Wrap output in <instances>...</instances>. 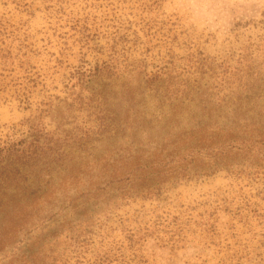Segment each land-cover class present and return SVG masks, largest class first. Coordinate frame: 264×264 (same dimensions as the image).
<instances>
[{
  "label": "rangeland",
  "instance_id": "1",
  "mask_svg": "<svg viewBox=\"0 0 264 264\" xmlns=\"http://www.w3.org/2000/svg\"><path fill=\"white\" fill-rule=\"evenodd\" d=\"M247 72L261 75L252 108H264V0H0V150L39 140L42 151L66 137L94 144L110 117L92 101L98 88L140 86L152 113L170 75L171 88L199 86L218 108L238 100ZM211 173L118 198L91 230H62L61 264H264L263 169ZM54 223L9 253L64 222Z\"/></svg>",
  "mask_w": 264,
  "mask_h": 264
},
{
  "label": "trees",
  "instance_id": "2",
  "mask_svg": "<svg viewBox=\"0 0 264 264\" xmlns=\"http://www.w3.org/2000/svg\"><path fill=\"white\" fill-rule=\"evenodd\" d=\"M115 70L110 65L102 69ZM260 77L239 74L238 100L212 108L208 99L201 101L205 90L171 88L169 75L166 94L157 97L152 113H147L146 90L140 86L131 84L110 96L106 87L98 88L91 92L92 101L99 100L110 117L101 118L94 144L90 137H66L55 146L45 142L42 151L39 140L24 149H1L0 260L34 231L61 220L51 225L55 231L47 238L28 239L31 243L16 256L8 254H13L8 264H61L62 230H91L94 217L106 216L118 198L158 193L180 180L240 166L264 171V108H252L260 96ZM164 99L172 103L167 106ZM188 100L200 102L199 113L192 112ZM113 102L119 104L116 111L110 108Z\"/></svg>",
  "mask_w": 264,
  "mask_h": 264
}]
</instances>
